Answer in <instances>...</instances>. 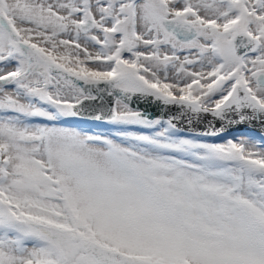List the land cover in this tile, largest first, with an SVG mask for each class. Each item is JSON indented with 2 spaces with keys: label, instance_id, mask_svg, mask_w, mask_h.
I'll return each mask as SVG.
<instances>
[{
  "label": "snow or ice",
  "instance_id": "6c2138e0",
  "mask_svg": "<svg viewBox=\"0 0 264 264\" xmlns=\"http://www.w3.org/2000/svg\"><path fill=\"white\" fill-rule=\"evenodd\" d=\"M0 264H264V0H0Z\"/></svg>",
  "mask_w": 264,
  "mask_h": 264
},
{
  "label": "water",
  "instance_id": "95a60500",
  "mask_svg": "<svg viewBox=\"0 0 264 264\" xmlns=\"http://www.w3.org/2000/svg\"><path fill=\"white\" fill-rule=\"evenodd\" d=\"M139 107H140L141 110L147 108V111L153 116L162 115V114H164V111H165V109H163L162 107H157L155 105L148 106V105H145V104H140ZM175 111H176L175 108H171L168 114H172ZM241 131H243V129H241Z\"/></svg>",
  "mask_w": 264,
  "mask_h": 264
},
{
  "label": "rangeland",
  "instance_id": "374dc122",
  "mask_svg": "<svg viewBox=\"0 0 264 264\" xmlns=\"http://www.w3.org/2000/svg\"><path fill=\"white\" fill-rule=\"evenodd\" d=\"M125 56L127 58V54H125ZM89 126H91L94 131H104L103 128H96L95 125H85V127H89Z\"/></svg>",
  "mask_w": 264,
  "mask_h": 264
}]
</instances>
